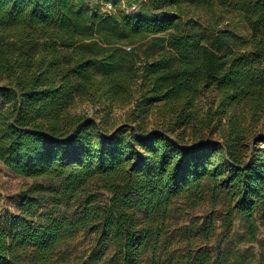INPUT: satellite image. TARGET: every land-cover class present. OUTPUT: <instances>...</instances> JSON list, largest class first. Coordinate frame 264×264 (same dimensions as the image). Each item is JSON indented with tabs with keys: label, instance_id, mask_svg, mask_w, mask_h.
<instances>
[{
	"label": "trees",
	"instance_id": "trees-1",
	"mask_svg": "<svg viewBox=\"0 0 264 264\" xmlns=\"http://www.w3.org/2000/svg\"><path fill=\"white\" fill-rule=\"evenodd\" d=\"M131 1L139 14L104 17L87 0H0V162L64 199L92 183L111 194L104 206L89 197L76 218L45 213L29 228L42 185L27 187L21 230L0 223V264H46L80 229L113 237L122 264H137L153 213L178 194L200 201L206 183L227 193L251 232L258 211L264 219V140L252 134L264 114V0ZM217 7L240 14L250 38L184 20L191 8ZM79 101L106 113L134 105L131 121L153 114L166 124L110 133L72 114ZM194 127L191 144L170 135ZM206 129L221 140L200 136Z\"/></svg>",
	"mask_w": 264,
	"mask_h": 264
},
{
	"label": "rangeland",
	"instance_id": "rangeland-1",
	"mask_svg": "<svg viewBox=\"0 0 264 264\" xmlns=\"http://www.w3.org/2000/svg\"><path fill=\"white\" fill-rule=\"evenodd\" d=\"M89 10L108 16L113 13L126 12L139 14L140 5L131 0H87ZM184 16L185 22L193 21L199 31L230 30L236 35L249 39L251 31L242 16L235 12L217 7L215 13L191 8ZM210 98L202 99L201 108H206ZM134 105L114 108L108 113L86 101H79L72 114L85 116L94 121L102 130L114 133L119 128L129 125L132 128L142 126L146 132L160 128L166 122L155 115L145 121H131ZM0 99V111L5 108ZM7 108V107H6ZM167 127V126H166ZM197 130V129H196ZM195 127L186 131L170 133L172 138L183 144H191L197 139ZM204 138L221 140L220 133L210 135L206 129L201 133ZM252 134L264 140V114L255 117ZM199 138V136H198ZM255 139L247 143L254 146ZM264 146L260 142L258 147ZM42 185L36 194L42 201L41 207L27 218L29 228L39 222L45 213L57 212L56 216L66 215L76 218L81 212L83 203L89 197L94 204H108L111 194L101 188L100 184L92 183L89 191L77 197L64 199L56 196L49 183L43 180L33 181L14 174L0 162V223L15 233L22 225H16L22 209V193L27 187ZM201 200L195 202L188 194H178L162 204L150 219L151 238L141 259L137 264H200L206 258L210 264H264V219L258 211L254 219V231L251 232L247 221L237 210L232 209V202L227 193L219 190L211 183H206ZM230 212V214H229ZM141 226L148 219L145 212L139 213ZM30 257V256H29ZM23 264H41L34 260H24ZM46 264H122V257L113 237L105 240L96 230L80 229L74 231L58 244L50 254Z\"/></svg>",
	"mask_w": 264,
	"mask_h": 264
}]
</instances>
